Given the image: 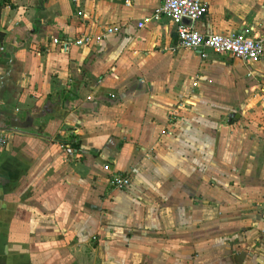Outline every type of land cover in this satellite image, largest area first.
I'll return each mask as SVG.
<instances>
[{"label": "crops", "instance_id": "1", "mask_svg": "<svg viewBox=\"0 0 264 264\" xmlns=\"http://www.w3.org/2000/svg\"><path fill=\"white\" fill-rule=\"evenodd\" d=\"M204 1L196 31L264 42V0ZM160 5L0 0L2 39L43 31L20 51L16 106L70 105L25 151L38 147L29 208L45 264H264V55L181 49L169 19L151 20ZM112 27L88 47L52 43Z\"/></svg>", "mask_w": 264, "mask_h": 264}, {"label": "water", "instance_id": "2", "mask_svg": "<svg viewBox=\"0 0 264 264\" xmlns=\"http://www.w3.org/2000/svg\"><path fill=\"white\" fill-rule=\"evenodd\" d=\"M42 32L32 21L8 37H0V140L4 138L8 147L5 151L0 146V264H45L42 259H46L36 251L42 248L35 244L40 226H34L36 219L29 208L38 147L32 154L25 151L34 145L33 138L51 140L45 134V121L58 115L59 108L69 110L70 105L45 99L32 110L21 111L16 106L23 75L20 51L36 44Z\"/></svg>", "mask_w": 264, "mask_h": 264}, {"label": "built area", "instance_id": "3", "mask_svg": "<svg viewBox=\"0 0 264 264\" xmlns=\"http://www.w3.org/2000/svg\"><path fill=\"white\" fill-rule=\"evenodd\" d=\"M208 5L204 0H161V5L155 10L151 20L161 17L167 18L175 26L177 35V47L201 52L202 58L207 57V52L224 55L228 54L244 63H257L264 55V42L253 38L250 30L242 29L241 32L229 35H203L196 31L193 24L201 19L207 12ZM188 21V24H185ZM145 23H139L141 29ZM117 28L105 29L99 39L83 35L73 39H53L52 43L59 46L61 50L68 51L72 47H88L93 41H101L106 35L116 33ZM196 86V83L193 84ZM6 140H0V146H5ZM67 154L71 155V149L65 147ZM104 170L109 166L105 165ZM109 184L117 189H123L129 183L127 178L111 176Z\"/></svg>", "mask_w": 264, "mask_h": 264}, {"label": "trees", "instance_id": "4", "mask_svg": "<svg viewBox=\"0 0 264 264\" xmlns=\"http://www.w3.org/2000/svg\"><path fill=\"white\" fill-rule=\"evenodd\" d=\"M0 37L2 38V37H3V35H1V34H0Z\"/></svg>", "mask_w": 264, "mask_h": 264}]
</instances>
